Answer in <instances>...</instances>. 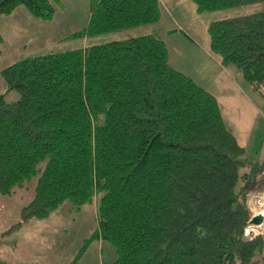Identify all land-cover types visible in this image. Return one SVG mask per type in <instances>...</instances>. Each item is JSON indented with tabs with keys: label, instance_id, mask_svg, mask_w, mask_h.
<instances>
[{
	"label": "trees",
	"instance_id": "obj_1",
	"mask_svg": "<svg viewBox=\"0 0 264 264\" xmlns=\"http://www.w3.org/2000/svg\"><path fill=\"white\" fill-rule=\"evenodd\" d=\"M56 1L0 0V15L24 6L50 20ZM191 1L199 13L264 2ZM91 2L85 28L66 38L161 16L160 0ZM207 32L210 52L264 96V11L214 20ZM2 42L0 33V50ZM0 74L20 95L7 102L0 94V193L39 173L19 223L44 219L66 200L79 209L97 198V228L71 264L90 240L115 247L113 264H264V236L245 234L251 213L245 187L237 188L253 176L239 172L251 165L245 148L216 97L170 66L161 39L140 34L40 53Z\"/></svg>",
	"mask_w": 264,
	"mask_h": 264
},
{
	"label": "rangeland",
	"instance_id": "obj_2",
	"mask_svg": "<svg viewBox=\"0 0 264 264\" xmlns=\"http://www.w3.org/2000/svg\"><path fill=\"white\" fill-rule=\"evenodd\" d=\"M180 1V8H175L172 2L166 4L167 8L163 7L160 1L161 16L155 24L75 39L66 37L85 28L92 8L91 0H57L50 20L36 19L26 7L19 6L10 15L0 16V33L5 38L0 52V70L19 59L40 53H57L74 47L153 34L164 42L170 66L188 75L216 97L225 126L245 148L244 157L251 165L241 166L239 172L253 176L239 180L237 188L245 187L246 205L251 213L252 203L263 205V201L255 200V196L264 193V96L239 76L234 65L229 64V72L236 74L235 80L241 84L247 98L241 91H236L233 80L223 78L224 71L219 70L215 60L217 56L210 55V49L207 55L205 49L209 46L207 28L212 21L264 11V2L199 13L191 0ZM195 44L199 51L189 56ZM193 57L195 63L187 69L184 65L188 61L193 62ZM220 81L227 85V90H221ZM0 94L7 102L20 96L16 90H7L1 74ZM98 121L102 123L103 117L100 116ZM256 161L262 163L261 170L253 172L252 162ZM43 166L44 163L40 165L41 168ZM38 176L39 173L24 188L11 195L0 193V259L7 264H71L97 228V198L79 209L66 200L44 219L33 218L19 223L22 207L34 197ZM260 230L259 234L264 236V228ZM245 234H250L247 229ZM115 259L116 251L111 243L90 240L77 264H113Z\"/></svg>",
	"mask_w": 264,
	"mask_h": 264
},
{
	"label": "crops",
	"instance_id": "obj_3",
	"mask_svg": "<svg viewBox=\"0 0 264 264\" xmlns=\"http://www.w3.org/2000/svg\"><path fill=\"white\" fill-rule=\"evenodd\" d=\"M160 1H162L161 3H162V6L163 7H166L167 8V3H171L172 2V5L175 7V8H180L181 7V1L180 0H160ZM178 1V2H177ZM174 2V3H173ZM19 8V6L18 7H16L13 11H15L16 9H18ZM12 13V12H11ZM10 13V14H11ZM10 14H8V15H10ZM31 14V13H30ZM1 16V15H0ZM173 20L174 21H176V19H175V17L173 16ZM2 35V34H1ZM4 42H5V38H4V36H3V42H2V45H1V50H2V46H3V44H4ZM1 50H0V52H1ZM206 53H207V55H209L208 53H209V46H207L206 47ZM199 51V46L198 45H196L195 44V47H194V49L193 50H190L189 51V56H192V55H194L196 52H198ZM210 55H213L214 56V54H212L211 52H210ZM186 56V55H185ZM188 56V55H187ZM216 59V62L218 63V65H219V70H221V71H224V76H223V78H226L227 80H229V78L231 79V80H233V83L235 84V86L236 87H234V89L236 90V91H241V93L243 94V91H242V86H241V84H239L236 80H235V73H233L232 74V72H229V70H228V68H227V66H223L222 64H221V62H220V60H219V58H217V57H215ZM169 59V58H168ZM191 60H192V58H191ZM195 58L193 57V62H191V61H188L184 66L187 68V69H189V68H191V66H192V64H194L195 63ZM169 62H170V59H169ZM178 70V69H177ZM183 70V69H182ZM180 71V70H179ZM183 73V72H182ZM186 75V74H185ZM188 76V75H187ZM229 77V78H228ZM222 79V78H221ZM230 81V80H229ZM221 82V81H220ZM232 82V81H231ZM221 90L222 91H225V90H227V85H225L224 83H222L221 82ZM243 96H245L246 97V95L245 94H243ZM247 98V97H246ZM249 98V97H248ZM250 99V98H249ZM241 145V144H240ZM258 195L257 196H255L256 198H255V200H257V199H260V201L262 200L263 201V205H264V193H262L263 195H259V193H257ZM254 204H256V203H252V207H251V215H256V214H259V213H261L262 211L264 212V206L263 205H254ZM260 204V203H259ZM250 227V226H249ZM251 227H254V228H256L258 231H257V233L256 234H259V231H261L260 229H262V228H264V221H263V223L261 224V225H252ZM100 243H102V242H100Z\"/></svg>",
	"mask_w": 264,
	"mask_h": 264
},
{
	"label": "water",
	"instance_id": "obj_4",
	"mask_svg": "<svg viewBox=\"0 0 264 264\" xmlns=\"http://www.w3.org/2000/svg\"><path fill=\"white\" fill-rule=\"evenodd\" d=\"M264 221V215L262 213L253 215L250 220L248 221V226H252V225H261ZM246 230V229H245ZM249 235H253L252 233H250ZM257 235V234H256Z\"/></svg>",
	"mask_w": 264,
	"mask_h": 264
},
{
	"label": "bare ground",
	"instance_id": "obj_5",
	"mask_svg": "<svg viewBox=\"0 0 264 264\" xmlns=\"http://www.w3.org/2000/svg\"><path fill=\"white\" fill-rule=\"evenodd\" d=\"M261 213L264 215V212L263 211ZM247 231L248 232H254V233H256L257 232V229L250 226V227L247 228Z\"/></svg>",
	"mask_w": 264,
	"mask_h": 264
},
{
	"label": "clouds",
	"instance_id": "obj_6",
	"mask_svg": "<svg viewBox=\"0 0 264 264\" xmlns=\"http://www.w3.org/2000/svg\"><path fill=\"white\" fill-rule=\"evenodd\" d=\"M249 226H247L245 229H247ZM246 231V230H245ZM249 233H252L253 235H255V233H253V232H249ZM249 236H251V235H249Z\"/></svg>",
	"mask_w": 264,
	"mask_h": 264
}]
</instances>
